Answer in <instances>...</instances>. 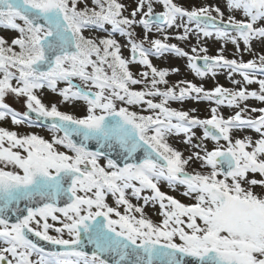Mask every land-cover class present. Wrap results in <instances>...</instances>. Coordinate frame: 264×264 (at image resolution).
<instances>
[{"label":"snow or ice","instance_id":"6c2138e0","mask_svg":"<svg viewBox=\"0 0 264 264\" xmlns=\"http://www.w3.org/2000/svg\"><path fill=\"white\" fill-rule=\"evenodd\" d=\"M0 264H264V0H0Z\"/></svg>","mask_w":264,"mask_h":264},{"label":"rangeland","instance_id":"374dc122","mask_svg":"<svg viewBox=\"0 0 264 264\" xmlns=\"http://www.w3.org/2000/svg\"><path fill=\"white\" fill-rule=\"evenodd\" d=\"M247 58H249V57L245 56V59H247ZM177 66H179V65H177ZM173 78L175 79L176 77H173ZM188 78L191 79L190 76ZM220 82L226 84V81L224 80L223 77H221ZM47 96H48L49 99H52V100H58L59 99L58 97H56V96H54L53 94H50V93H48ZM45 102H47V100ZM14 106L17 107V108L20 107V105H18V104L14 105ZM173 106H176V105H173ZM61 107H62V110H70L67 106L61 105ZM198 107H200L203 110L206 107V105H199ZM201 114H203V111L201 112ZM42 134L47 135V132L44 131V132H42ZM162 190L170 191V190L167 189L166 186H162ZM170 194H174V195L177 196V198H180L178 193H170Z\"/></svg>","mask_w":264,"mask_h":264}]
</instances>
